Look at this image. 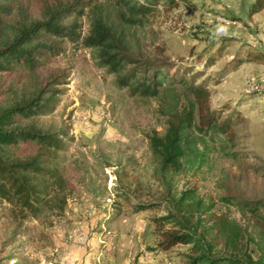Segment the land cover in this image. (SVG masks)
Here are the masks:
<instances>
[{
  "label": "rangeland",
  "instance_id": "obj_1",
  "mask_svg": "<svg viewBox=\"0 0 264 264\" xmlns=\"http://www.w3.org/2000/svg\"><path fill=\"white\" fill-rule=\"evenodd\" d=\"M87 1L47 2H79V10ZM252 2L176 0L169 8L162 1L143 26L129 30L138 67L165 63L190 85L205 87L210 110L234 130L233 140L203 149L200 160L174 176L170 191L151 159L147 136L163 132L169 105L189 103L181 87L161 90L155 98L132 97L114 85L88 48L65 39L57 40L58 54L40 59L43 65L33 75L11 78L19 88L31 90L39 82L58 91L40 125L67 137L53 158L35 145L22 146L24 154H42L41 160L52 163L54 175L35 179V212L0 201V264H186L187 246L157 247L154 220L165 215L168 199L189 188L214 205L203 224L227 219L236 229L237 256L264 264V224L234 206L258 205L264 216V63L245 58L249 52L264 54V9L250 14ZM43 3L23 1L31 20L42 22ZM62 13L63 26L79 16L83 37L87 8L80 15ZM218 240L215 253L227 254Z\"/></svg>",
  "mask_w": 264,
  "mask_h": 264
},
{
  "label": "trees",
  "instance_id": "obj_2",
  "mask_svg": "<svg viewBox=\"0 0 264 264\" xmlns=\"http://www.w3.org/2000/svg\"><path fill=\"white\" fill-rule=\"evenodd\" d=\"M25 0H0V201L14 203L21 209L35 212L38 200L37 177L53 176L52 163L41 160L42 154L34 156L22 152L23 145H35L51 153L63 151L67 134L64 131L44 129L40 118L52 112L57 90L48 89L33 82L32 89L19 88L13 76L21 72L33 75L43 65L47 55L61 50L58 39L81 43L91 52L98 67L114 77L118 89H126L130 96L155 98L161 90L181 87L189 103L179 107L168 106L162 133L147 136L151 159L157 165L159 177L173 188V177L185 172L203 156L204 150L215 146L223 139L233 140L234 130L229 121L212 112L208 102L210 92L202 86H192L177 72L171 73L165 63L149 62L138 67V61L129 49V30L141 27L152 15L160 2L169 8L177 6L176 0H88L81 9L57 4L50 6L42 0V22L30 19ZM87 8L88 25L83 37L81 25L74 13L83 14ZM264 9V0H253L250 14ZM73 10V12H72ZM70 11V12H69ZM65 12L72 21L63 26ZM81 17V16H80ZM246 59L264 63V54L247 53ZM176 90V89H175ZM178 100V98H177ZM222 203L230 205L228 198ZM170 207L164 216L154 220L159 231L157 247L169 250L175 245L188 247L186 264H255L249 258L237 256L238 245L234 236L235 227L227 219L220 218L215 225L203 224L214 205L205 201L195 188L183 190L179 196L168 199ZM239 212L247 213L264 224L258 205L234 204ZM143 207H136L142 210ZM227 228L231 232L227 231ZM227 254L217 255L218 238ZM218 240V241H217ZM232 247V248H231ZM231 248V249H230ZM260 264V263H258Z\"/></svg>",
  "mask_w": 264,
  "mask_h": 264
}]
</instances>
